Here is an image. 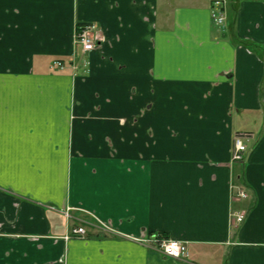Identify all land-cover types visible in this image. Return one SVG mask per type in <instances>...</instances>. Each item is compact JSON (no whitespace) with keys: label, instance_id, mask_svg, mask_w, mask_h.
I'll return each mask as SVG.
<instances>
[{"label":"crops","instance_id":"1","mask_svg":"<svg viewBox=\"0 0 264 264\" xmlns=\"http://www.w3.org/2000/svg\"><path fill=\"white\" fill-rule=\"evenodd\" d=\"M0 264H264V0H0Z\"/></svg>","mask_w":264,"mask_h":264},{"label":"built area","instance_id":"2","mask_svg":"<svg viewBox=\"0 0 264 264\" xmlns=\"http://www.w3.org/2000/svg\"><path fill=\"white\" fill-rule=\"evenodd\" d=\"M219 3V2H218ZM218 5V4H217ZM213 17L218 24H223L225 22V17L223 14L218 15L216 12L213 13ZM105 41V36L103 35L101 29L95 24H87L79 26L77 28L74 45L75 52L72 55L70 62L67 64L61 60H55L52 64V69L54 71H65L69 67L74 71H78L81 66H84V71L88 67V61L86 60V55L100 47L101 44ZM255 138V134L251 132H240L236 135L234 140V149L232 154L233 162H242L244 159V154L247 152L248 148L245 144L246 141ZM233 196L235 200H246L249 198L248 193L235 185H232ZM52 210L55 208L51 207ZM73 208H66L61 210L60 214L67 220L71 222L75 220L73 216ZM234 223H242L245 219V212L240 211L233 214ZM102 228L105 232L109 234L115 233L109 226L102 224ZM87 234L86 229L83 226H75L66 233L64 239L69 241L73 236L85 237ZM137 241L146 243L150 247L158 250L163 256L182 260L189 256L188 246L186 243L174 240L170 238H152L151 240L137 239Z\"/></svg>","mask_w":264,"mask_h":264},{"label":"rangeland","instance_id":"3","mask_svg":"<svg viewBox=\"0 0 264 264\" xmlns=\"http://www.w3.org/2000/svg\"><path fill=\"white\" fill-rule=\"evenodd\" d=\"M220 6H221V7H220ZM220 6H218V5H215V6H214L215 8H217V11H219V12L216 11V13H217L218 15L223 14L224 17H226L227 15L230 14L229 3H228V5H224V3H222V5H220ZM214 7H213V8H214ZM219 7H220V8H219ZM225 19H226V18H225ZM242 132H244V131H242Z\"/></svg>","mask_w":264,"mask_h":264},{"label":"trees","instance_id":"4","mask_svg":"<svg viewBox=\"0 0 264 264\" xmlns=\"http://www.w3.org/2000/svg\"><path fill=\"white\" fill-rule=\"evenodd\" d=\"M235 10H236V8L233 10V13L231 14H229V19H228V31H230L231 29H234V20H235ZM232 34V33H231ZM159 238H162V236L161 237H159Z\"/></svg>","mask_w":264,"mask_h":264}]
</instances>
